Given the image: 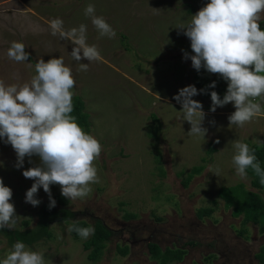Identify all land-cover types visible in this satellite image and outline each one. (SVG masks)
Segmentation results:
<instances>
[{
    "label": "rangeland",
    "instance_id": "rangeland-1",
    "mask_svg": "<svg viewBox=\"0 0 264 264\" xmlns=\"http://www.w3.org/2000/svg\"><path fill=\"white\" fill-rule=\"evenodd\" d=\"M209 2L0 0V80L6 85H22L36 75L39 59L47 62L63 57L76 81L75 96L82 98L90 116L91 135L103 146L95 161L99 182L90 185L86 197L70 201L62 196L60 186H51L56 201L52 209H64L77 216L52 223L50 237L27 246L42 252L46 264H160L149 252L150 242L161 251H184L180 261L166 264H261V225L244 222L242 216L234 217L232 206L220 199L218 192L223 187L241 185L245 191L258 193L264 203V187L255 189L248 175L241 178L236 174L232 143L261 145L264 117L254 118L242 128L230 126L228 117L235 111L234 106L218 107L213 113L212 101L200 94L193 99L203 105L206 116L202 126L207 135L189 136L191 125L184 120L181 105L173 99L187 86L200 90L196 80L209 86L218 77L216 92L223 98L227 91V82L220 76L204 69L197 72L191 60L184 59V52L194 53L190 40L177 29L186 26L191 16ZM89 4L95 6V15L103 17L115 30V38L100 37L92 18L85 15ZM57 18L63 21L65 32L86 25L87 44L98 48L101 59H73L72 40L62 38L59 32L52 35L51 21ZM260 27L264 30V19ZM13 42L25 45L28 61L18 63L8 58ZM81 63L88 64L87 71L79 70ZM151 114L160 124L157 138L152 135L158 123L152 121ZM209 144L214 152L208 156ZM30 159L32 163L26 157L23 168L18 170L15 151L0 139V178L13 190L10 202L20 217L16 227L7 230H22L23 223L35 230L40 209H49V196L43 188L36 196L41 201L39 206L25 203L26 192L34 181L22 173L40 163L38 157ZM194 167H201V171L192 175ZM204 209L213 213L200 219L198 212ZM93 219L103 220L119 234L106 242L97 259L91 261L83 243L92 234L87 239H75L68 229L76 221L94 227ZM261 224L264 225V212ZM187 241L195 245H185ZM14 244L6 233H0V259Z\"/></svg>",
    "mask_w": 264,
    "mask_h": 264
},
{
    "label": "clouds",
    "instance_id": "clouds-1",
    "mask_svg": "<svg viewBox=\"0 0 264 264\" xmlns=\"http://www.w3.org/2000/svg\"><path fill=\"white\" fill-rule=\"evenodd\" d=\"M85 15L100 37L115 38L116 32L103 17L95 15V6L87 5ZM264 19V0H210L190 22L179 29L190 40L192 55L184 52L192 67L199 72L220 76L227 82L223 98L211 91L212 107L216 109L232 104L235 111L228 117L230 126L244 127L254 118L264 117V30L260 27ZM52 35L60 33L62 38L71 39L75 45L71 56L76 61L101 59L95 45L87 44V26L81 24L67 32L62 30L63 21H51ZM183 51V50H182ZM7 56L16 62H25L29 53L22 42H13ZM31 66V65H29ZM80 71H87L88 64L81 63ZM30 82L22 85H6L0 80V139L11 145L17 156L16 168H23L25 158H39V165L23 171L26 179L33 180L26 192L25 203L39 206L36 196L41 188L48 194L51 210L56 206L51 186L58 185L61 194L68 200L82 199L91 191L90 185L99 182L95 165L103 151L99 140L79 126L74 111L73 98L75 78L72 69L65 65L63 57L43 58L35 64ZM213 82L208 88H215ZM207 94L194 85L179 90L173 97L182 107L183 118L191 125L189 136L205 137L207 129L203 122L206 113L203 105L193 97ZM219 143V140L216 141ZM235 154L233 164L236 174L247 176V170L260 178L264 185V169L248 143L233 141ZM219 169L216 170L218 176ZM13 190L5 186L0 178V229H14L20 218L10 201ZM81 238L94 234V227H70ZM0 264H46L40 251L29 249L17 241L0 259Z\"/></svg>",
    "mask_w": 264,
    "mask_h": 264
},
{
    "label": "trees",
    "instance_id": "trees-1",
    "mask_svg": "<svg viewBox=\"0 0 264 264\" xmlns=\"http://www.w3.org/2000/svg\"><path fill=\"white\" fill-rule=\"evenodd\" d=\"M216 83L220 81L217 77ZM195 84L201 89H205L207 94L202 93L201 96L205 99L211 100L210 92L211 90L217 91V87L208 88V86L202 84L196 80ZM74 111L73 116L76 117V120L85 132L91 134V123L90 116L85 111V104L79 96H74ZM152 121L158 123L155 125V133L152 135L153 138H157L156 132L160 131V124L157 117L154 114H151ZM250 148L254 149L255 155L261 165V168L264 169V141L261 145H251ZM207 155H211L214 152V148L209 144L208 150L206 151ZM201 171V167H194L191 170V174H197ZM247 175L251 178V186L255 189L260 190L264 187L260 183V178L255 175L252 169L247 170ZM189 178V177H188ZM190 179V178H189ZM189 180L187 179L186 182ZM186 184V183H185ZM218 197L222 199L226 204L231 205L233 208L234 217H243L244 222H253L259 223L261 225L260 230L264 233V225L261 224V218L263 216L264 203L262 202L260 196L256 192L245 191L241 185L236 187H223L218 192ZM213 213L211 209H204L198 212V217L202 219L205 216H210ZM77 216L76 213L60 209H48L42 207L38 212V225L35 230L28 229L27 223H23V229L19 231L7 230L6 228L0 229V233H6L9 241L11 243H16L17 241H22L26 246H31L36 241L41 240L42 237H50L48 230L52 223L55 222H67L73 220ZM126 218L133 217L132 215H126ZM94 222V234L83 243V248L86 251H90L88 258L91 261H94L98 257V253L103 250L105 243L108 242L111 238L116 237L119 233L115 230H110L101 219H93ZM263 225V226H262ZM71 227H88L87 223L82 221L74 222ZM70 234L75 238L80 236L75 232L71 231ZM184 245V244H183ZM185 245H195L194 241H187ZM264 248V247H263ZM148 249L152 258L159 260L160 264H166L172 261H180L184 255V251L177 249H165L161 251L160 247L155 243H148ZM260 263H264V257L261 258Z\"/></svg>",
    "mask_w": 264,
    "mask_h": 264
}]
</instances>
